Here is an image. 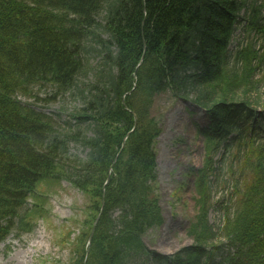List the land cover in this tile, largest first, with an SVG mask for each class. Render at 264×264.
<instances>
[{
  "label": "trees",
  "instance_id": "16d2710c",
  "mask_svg": "<svg viewBox=\"0 0 264 264\" xmlns=\"http://www.w3.org/2000/svg\"><path fill=\"white\" fill-rule=\"evenodd\" d=\"M263 11L257 0H0V244L31 229L25 206L38 185L64 179L89 201L74 264H264V99L248 97L264 67ZM242 23L257 41L231 51ZM44 89L79 97L75 124L59 127L21 99ZM166 91L208 119L194 241L170 255L144 241L164 222L151 109ZM222 148L232 158L225 205L211 191Z\"/></svg>",
  "mask_w": 264,
  "mask_h": 264
},
{
  "label": "rangeland",
  "instance_id": "374dc122",
  "mask_svg": "<svg viewBox=\"0 0 264 264\" xmlns=\"http://www.w3.org/2000/svg\"><path fill=\"white\" fill-rule=\"evenodd\" d=\"M262 2L264 0H257L258 4ZM250 39L257 41L256 34L249 35L242 23L236 31V41L231 50L239 42H248ZM256 47L259 48V44ZM99 62L96 55L91 56L90 64L93 67L98 66ZM92 78L93 72L90 71L81 82L86 87L90 86L93 84ZM254 81L257 89L249 93L248 97L256 100L260 95L264 99V67L257 73ZM51 98L50 89H44L37 96L21 99L55 117L59 127L65 126L66 121L75 124L71 113L82 106L79 97H60L57 100ZM151 111L161 129L155 143V152L157 192L164 222L149 229L144 241L152 250L170 255L194 241L187 231L196 214L195 179L207 157L204 139L198 133V127H204L208 119L199 107L175 97L169 91L156 97ZM71 149L72 153L85 157L78 146L73 145ZM231 161L230 154H226L223 148L215 157L218 171L211 178L214 201L225 198L223 205L230 191ZM88 204L87 195L68 180L42 181L25 206L29 212L31 229H17L0 244V264H74L78 251L82 252L79 238L84 230L87 231ZM209 218L215 225L224 221L223 212L216 209L210 211ZM19 256L23 257V262Z\"/></svg>",
  "mask_w": 264,
  "mask_h": 264
},
{
  "label": "water",
  "instance_id": "95a60500",
  "mask_svg": "<svg viewBox=\"0 0 264 264\" xmlns=\"http://www.w3.org/2000/svg\"><path fill=\"white\" fill-rule=\"evenodd\" d=\"M100 217H101V214H100L99 217L97 218V220H96V222H95V225H94V228L96 227L97 222H98V220L100 219ZM92 237H93V233L91 234L90 240L92 239Z\"/></svg>",
  "mask_w": 264,
  "mask_h": 264
},
{
  "label": "bare ground",
  "instance_id": "6f19581e",
  "mask_svg": "<svg viewBox=\"0 0 264 264\" xmlns=\"http://www.w3.org/2000/svg\"><path fill=\"white\" fill-rule=\"evenodd\" d=\"M19 257L21 258V262H23L24 261L23 257L22 256H19Z\"/></svg>",
  "mask_w": 264,
  "mask_h": 264
}]
</instances>
